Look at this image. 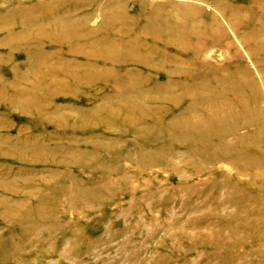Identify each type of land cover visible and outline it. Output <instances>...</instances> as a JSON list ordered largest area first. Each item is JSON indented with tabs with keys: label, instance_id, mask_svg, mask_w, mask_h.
<instances>
[{
	"label": "rangeland",
	"instance_id": "374dc122",
	"mask_svg": "<svg viewBox=\"0 0 264 264\" xmlns=\"http://www.w3.org/2000/svg\"><path fill=\"white\" fill-rule=\"evenodd\" d=\"M0 264H264V0H0Z\"/></svg>",
	"mask_w": 264,
	"mask_h": 264
},
{
	"label": "bare ground",
	"instance_id": "6f19581e",
	"mask_svg": "<svg viewBox=\"0 0 264 264\" xmlns=\"http://www.w3.org/2000/svg\"><path fill=\"white\" fill-rule=\"evenodd\" d=\"M206 134L208 135V134H209V132H206Z\"/></svg>",
	"mask_w": 264,
	"mask_h": 264
}]
</instances>
